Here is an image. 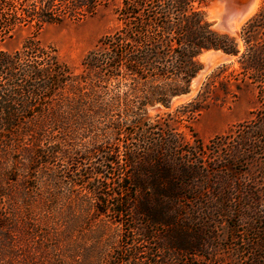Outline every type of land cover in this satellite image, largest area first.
Instances as JSON below:
<instances>
[{
	"label": "trees",
	"instance_id": "trees-1",
	"mask_svg": "<svg viewBox=\"0 0 264 264\" xmlns=\"http://www.w3.org/2000/svg\"><path fill=\"white\" fill-rule=\"evenodd\" d=\"M99 1L0 0V43L2 36L16 26L42 27L93 15ZM210 1L122 0L117 9L119 25L87 53L77 73L59 58L56 49H46L39 39L29 38L15 51L0 49V75L5 72L7 80L0 87V140L5 141L0 151L27 139L29 144H36L29 149L34 155L45 153V128L32 122L36 116L47 117V108L34 103L39 98L58 102L50 118L59 130L73 128L81 134L82 127L96 125L101 116L115 121L113 111L121 109L125 113L122 120L141 125L144 145L142 153L131 149L119 153L121 160L117 163L122 161L132 167V172L122 178L127 185L118 193L121 198L117 213L132 214L131 220L139 223L132 227L134 232L144 241L155 240L157 249L193 257L202 253L211 243L203 232L205 222L214 227L217 213L227 216L233 211V206L225 207L226 201L215 196L217 185H211L217 193L210 201L205 185L219 171L235 168L238 163L251 167L261 164L258 156L264 154L262 110L246 121L240 129L239 142L225 149V161L219 164L210 161L208 166L204 161L196 164L179 159L176 154L180 143L172 128L173 132L168 129L164 139L155 141L151 137L160 122L152 121L148 107H169L174 96L187 93L205 50L240 54L242 72L258 83L259 97L264 101V0L260 10L242 27L243 51L236 36L215 30L207 20L204 6ZM227 67L222 64L214 70L197 96L181 106L182 115L194 119L205 108L215 77ZM232 76L229 73L226 78ZM32 109L35 113L28 115L29 121L16 122L18 113ZM166 130L163 128L165 133ZM49 142H54L52 153L61 148L64 156L70 154L60 143ZM117 144L126 147L120 141ZM95 173L99 178L104 174ZM203 217L208 220L203 222ZM160 227L165 229V239L157 235Z\"/></svg>",
	"mask_w": 264,
	"mask_h": 264
},
{
	"label": "rangeland",
	"instance_id": "rangeland-1",
	"mask_svg": "<svg viewBox=\"0 0 264 264\" xmlns=\"http://www.w3.org/2000/svg\"><path fill=\"white\" fill-rule=\"evenodd\" d=\"M216 1L226 4L212 0L205 5L207 20L215 30L236 36L243 51L242 27L260 10L263 0L238 34L214 27L210 9ZM121 2L100 0L96 12L80 20L42 27L16 26L2 36L0 49L15 51L29 38L39 39L46 49H56L59 58L77 73L87 53L119 25L117 9ZM231 55L209 70L191 95L174 96L169 107H148L152 121L160 122L151 137L155 141L164 139L172 128L180 143L176 154L179 159L196 164L204 161L208 166L210 161H225V149L239 142L240 129L246 121L255 117L258 110L264 111L258 83L245 77L238 61L240 54ZM222 64L229 67L215 77L205 108L194 119L182 115L181 106L197 96ZM229 73L233 74L231 79L226 78ZM6 81L3 72L0 87ZM181 96L188 97L177 99ZM34 103L47 108V117L36 116L32 120L45 128V153L34 155L29 149L36 144H29L27 139L0 151V264H264V154L258 156L261 164L251 167L238 163L211 177L205 185V195L212 201L217 191L211 185H217L215 196L226 201L225 207L233 206V211L227 216L217 213L214 227L205 222L208 217H203V232L211 243L202 253L194 257L188 253L171 255L155 248V240L144 241L142 235L134 232L132 227L139 223L131 220L132 214L117 213L121 198L118 193L125 191L127 185L122 178L132 172V167L122 161L117 163L121 160L119 153L122 149L143 152L141 125L122 120L125 113L117 108L113 111L115 121L101 116L96 125L82 127L83 134L73 128L62 131L50 118L58 102L39 98ZM27 111L18 113L16 122L29 121L28 115L35 111ZM252 124L256 126L255 122ZM49 140L60 143L70 154L64 156L61 148L52 153L54 142ZM117 141L126 147H120ZM4 145L5 141L0 140V147ZM199 147L203 150L199 151ZM96 171H103V176L95 177ZM164 230L160 227L157 233L161 239H165Z\"/></svg>",
	"mask_w": 264,
	"mask_h": 264
},
{
	"label": "bare ground",
	"instance_id": "bare-ground-1",
	"mask_svg": "<svg viewBox=\"0 0 264 264\" xmlns=\"http://www.w3.org/2000/svg\"><path fill=\"white\" fill-rule=\"evenodd\" d=\"M260 0H253V2L249 5H246L245 11H236L233 13L226 21L227 27L229 28L230 33L232 34H238L239 29L242 26V24L251 17L253 13L257 10L259 7ZM211 6H213L210 9V17L215 20V22H218L222 24V14L224 13V3H218L217 1L214 2ZM227 57V55L222 50H214L210 49L207 53H203L201 58L204 62L210 63V69L211 70L217 63H220L223 61V59ZM208 70V71H209ZM201 82V81H200ZM198 83V85L200 84ZM198 85L195 87V89L198 87ZM195 89L192 91V93L195 91ZM191 93V94H192ZM189 94V95H191ZM188 96H181L177 99L186 98Z\"/></svg>",
	"mask_w": 264,
	"mask_h": 264
},
{
	"label": "water",
	"instance_id": "water-1",
	"mask_svg": "<svg viewBox=\"0 0 264 264\" xmlns=\"http://www.w3.org/2000/svg\"><path fill=\"white\" fill-rule=\"evenodd\" d=\"M220 1L226 2L225 7H224V13L222 14V24L218 22H214V27L230 33L229 28L227 27L228 25L226 24L227 19L236 11H239V10L245 11L246 9L245 6L251 4L253 0H220ZM214 50H221V49H214ZM224 53L227 55V57H225L223 61L229 60L232 57L231 54L226 53V52ZM209 69H210V63L203 62L200 69L198 70V72L196 73V75L193 77L191 81L190 90L185 95H189L192 93V91L195 89L198 83L203 79V77L205 76V74L208 72Z\"/></svg>",
	"mask_w": 264,
	"mask_h": 264
}]
</instances>
